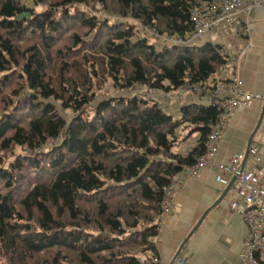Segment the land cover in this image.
Instances as JSON below:
<instances>
[{
	"label": "trees",
	"instance_id": "16d2710c",
	"mask_svg": "<svg viewBox=\"0 0 264 264\" xmlns=\"http://www.w3.org/2000/svg\"><path fill=\"white\" fill-rule=\"evenodd\" d=\"M205 1L0 0V264L155 251L165 192L205 155L217 115L193 104L176 120L151 93L212 87L230 62L220 46L167 41L193 37Z\"/></svg>",
	"mask_w": 264,
	"mask_h": 264
},
{
	"label": "crops",
	"instance_id": "0c3cea01",
	"mask_svg": "<svg viewBox=\"0 0 264 264\" xmlns=\"http://www.w3.org/2000/svg\"><path fill=\"white\" fill-rule=\"evenodd\" d=\"M239 20L250 26L249 39L219 28L207 34L206 39H195L190 43L194 46H222L233 56L240 55L239 76L244 90L263 98L235 114L225 130L218 153L208 161L199 176L187 179L178 189L171 214L161 221L159 236L154 242V254L158 260L155 264H181V259H188V264H241L240 253L248 228L230 209L231 201L236 199L233 187L219 202L229 184L219 183L217 177L219 166L237 154L244 155L243 165L256 169L261 166L251 156L246 159V153L253 135L252 144L264 149V9L241 16ZM174 95L159 91L151 93L165 113L179 120L182 108L195 103L191 95L182 102L175 100ZM199 138V134L188 138L180 153L187 154L197 145Z\"/></svg>",
	"mask_w": 264,
	"mask_h": 264
},
{
	"label": "built area",
	"instance_id": "2783aa9c",
	"mask_svg": "<svg viewBox=\"0 0 264 264\" xmlns=\"http://www.w3.org/2000/svg\"><path fill=\"white\" fill-rule=\"evenodd\" d=\"M264 9V0H211L199 2L192 9L194 35L188 42L180 39H167L170 43L185 44L204 36L219 28L232 34L249 39L250 26L240 22L239 17L248 16L255 10ZM250 45L248 46V48ZM222 50L229 56V64L219 75L218 82L212 87L204 84L185 85L175 93L174 99L182 102L191 95L194 103L215 109L216 121L212 125L208 137L207 151L200 160L191 166H186L178 173L165 192L161 221L171 214L172 204L178 189L182 188L187 179L196 178L209 164L208 161L219 151L225 130L229 127L237 112L243 111L262 96L247 93L239 76L240 55L233 56L226 47ZM264 149L258 144H252L248 154L260 164V168L243 166L244 155H234L228 163L219 166L220 174L217 181L228 185L234 177L236 181L233 190L236 199L231 201L230 209L239 215L248 228V234L243 241L240 253L241 264H264ZM188 259H181V264H188ZM158 260L153 251L141 257L136 264H155Z\"/></svg>",
	"mask_w": 264,
	"mask_h": 264
},
{
	"label": "rangeland",
	"instance_id": "374dc122",
	"mask_svg": "<svg viewBox=\"0 0 264 264\" xmlns=\"http://www.w3.org/2000/svg\"><path fill=\"white\" fill-rule=\"evenodd\" d=\"M24 1V3L30 8V9H33V10H37L38 12H42L44 9L42 8V7H38L37 5H36V2H35V0H23ZM99 10H100V6H96V11H93V12H91V13H93L94 15H97V16H99V17H106V16H104L102 13H100L99 12ZM132 23V22H131ZM147 31H146V36H149L150 38H154V36H153V34H152V31H150V30H148V29H146ZM145 32V31H144ZM210 33H212V32H210ZM208 36V35H207ZM203 39H206V36L203 38ZM158 41H156V39L154 40H152V43L153 42H155V43H157V45H160V46H163V44L164 45H166V41H165V39L163 40V39H157ZM107 90H111V87L110 86H108V88H107ZM17 153H18V155H21V156H26L27 154H26V152H24V151H22V150H20V149H18L17 150ZM8 158H9V160H12V154H9L8 155ZM8 160V161H9Z\"/></svg>",
	"mask_w": 264,
	"mask_h": 264
},
{
	"label": "water",
	"instance_id": "95a60500",
	"mask_svg": "<svg viewBox=\"0 0 264 264\" xmlns=\"http://www.w3.org/2000/svg\"><path fill=\"white\" fill-rule=\"evenodd\" d=\"M26 16L29 17L30 15H26ZM20 18H23V16L20 17ZM253 138H254V135H253V137H252V139H251V142L249 143V147L252 145ZM248 156H249V154H248V152H247V153H246V159L248 158ZM244 166H245V165H243L242 167H244ZM235 181H236V177L233 178V180H232L231 183L229 184L228 188H227L226 191L224 192V194H223V196L221 197V199H220L219 202H221V201L225 198L226 194H227V193L231 190V188L233 187ZM219 202H218L217 204H219ZM183 247H184V245L182 246V248H183ZM182 248H181V249H182Z\"/></svg>",
	"mask_w": 264,
	"mask_h": 264
}]
</instances>
